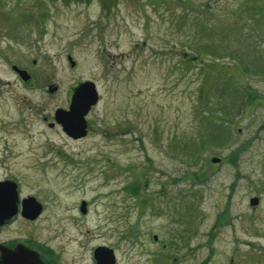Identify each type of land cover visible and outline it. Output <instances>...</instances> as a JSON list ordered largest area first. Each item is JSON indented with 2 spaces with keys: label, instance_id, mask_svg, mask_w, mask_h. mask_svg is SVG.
Segmentation results:
<instances>
[{
  "label": "rangeland",
  "instance_id": "obj_1",
  "mask_svg": "<svg viewBox=\"0 0 264 264\" xmlns=\"http://www.w3.org/2000/svg\"><path fill=\"white\" fill-rule=\"evenodd\" d=\"M263 6L0 0V180L45 202L0 242L36 236L58 264H96L99 246L117 264H264ZM86 81L100 96L89 135L50 130L43 117Z\"/></svg>",
  "mask_w": 264,
  "mask_h": 264
},
{
  "label": "flooded vegetation",
  "instance_id": "obj_2",
  "mask_svg": "<svg viewBox=\"0 0 264 264\" xmlns=\"http://www.w3.org/2000/svg\"><path fill=\"white\" fill-rule=\"evenodd\" d=\"M16 74L20 77L18 73ZM23 82L28 86L31 85L30 80ZM59 109L60 107L55 108L52 111L51 115L43 117L44 123L47 125V127L50 130L60 129V128L63 129L62 125L58 122L56 118V112ZM87 130H88V134H87L88 136L90 133L89 125L87 127ZM68 137L72 140H81L85 138L82 137L75 139L70 136ZM9 184H11V186H14L12 192H10L8 189ZM0 186H1V190L3 191L2 196L0 197V217H6L3 218V220H0V232L2 230H9L14 224L35 225L43 217V214L45 212V202L39 197L38 194L24 193L22 183L14 178H4L0 180ZM88 212L89 209L87 205V212L83 214L86 215L88 214ZM178 241L179 243H176V245L179 246L181 245V238H179ZM172 245H173L172 242L167 241L165 242L164 247L166 249L169 247L171 249H174ZM182 245H187V242H183ZM22 246L32 251L36 255V258L33 260L34 264H58L56 262H53L50 258L46 256V252L43 249V245L39 242V239H37L36 236L33 237L27 235L9 237L0 242V264H3L2 255L6 250L9 252L11 251L16 252ZM190 261H192L193 264H207L205 262H202V260H199L198 258H192L190 259ZM178 262L179 264H181L183 260L181 258H176V257H172V258L166 257L164 259V264H178ZM224 264H239V263H237L236 259L234 258H228L225 260Z\"/></svg>",
  "mask_w": 264,
  "mask_h": 264
},
{
  "label": "water",
  "instance_id": "obj_3",
  "mask_svg": "<svg viewBox=\"0 0 264 264\" xmlns=\"http://www.w3.org/2000/svg\"><path fill=\"white\" fill-rule=\"evenodd\" d=\"M68 60L72 67L75 66L76 61L71 55L68 56ZM13 71L17 72L23 81H28L30 75L26 70L19 68L17 65L12 66ZM57 88L54 87L51 89L54 92ZM99 102V92L97 90L96 84L92 81H86L80 83L75 89L72 95L71 104L69 109H59L56 112V118L58 122L62 125L64 132L75 139L82 138L88 134V124L86 116L91 111L92 107L97 105ZM220 158L214 157L212 159L213 163H219ZM7 183V182H6ZM14 184V183H12ZM8 189L10 192L13 191L14 186L9 184ZM3 191L0 186V197L2 196ZM260 200L257 197H254L250 200L251 205L257 206ZM81 212H87V203L82 201ZM6 217H0V220H3ZM155 240H158V236H154ZM36 258V255L26 249L25 247H20L16 252L5 251L2 255L3 264H34L33 260ZM94 259L96 264H116L117 258L115 252L112 248L106 246H99L94 250Z\"/></svg>",
  "mask_w": 264,
  "mask_h": 264
},
{
  "label": "trees",
  "instance_id": "obj_4",
  "mask_svg": "<svg viewBox=\"0 0 264 264\" xmlns=\"http://www.w3.org/2000/svg\"><path fill=\"white\" fill-rule=\"evenodd\" d=\"M259 9V14H264V6L263 7H260L258 8ZM256 11H257V7H256ZM258 12V11H257ZM195 57V56H194ZM219 125L220 127H222L223 129H227V127L230 125L229 123H226V122H223V121H220L219 122ZM221 130V129H220ZM224 134V131L221 130V132L217 133V135L221 136ZM214 138V137H213ZM222 140V139H221ZM186 148V147H185Z\"/></svg>",
  "mask_w": 264,
  "mask_h": 264
}]
</instances>
